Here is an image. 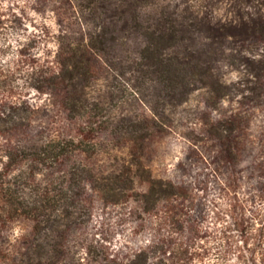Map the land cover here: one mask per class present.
<instances>
[{
  "label": "rangeland",
  "instance_id": "1",
  "mask_svg": "<svg viewBox=\"0 0 264 264\" xmlns=\"http://www.w3.org/2000/svg\"><path fill=\"white\" fill-rule=\"evenodd\" d=\"M72 11L69 0H0V119L10 120L0 121V203H20L0 215V264H33L35 250L59 249L67 263L45 264H104L85 247L126 258L160 240H195L207 264H242L238 256L251 253L241 229L264 239V29L230 27L211 61L222 87L194 82L179 100L130 87L127 72L80 53L87 80L73 75V111L66 93L75 58L61 35L80 43L84 31ZM244 13L257 27L264 6L253 0ZM217 15L234 16L228 6ZM139 41L121 35L116 61ZM150 179L183 196L145 211ZM41 198L47 208L33 212Z\"/></svg>",
  "mask_w": 264,
  "mask_h": 264
},
{
  "label": "trees",
  "instance_id": "2",
  "mask_svg": "<svg viewBox=\"0 0 264 264\" xmlns=\"http://www.w3.org/2000/svg\"><path fill=\"white\" fill-rule=\"evenodd\" d=\"M73 4L72 21L80 25L84 33L82 41L62 34L61 38L70 39L61 42L72 58L69 65L70 76L67 85V100H72L71 110H79L76 105L77 87L72 82L77 72L87 80V69L83 66L80 53L95 52L100 55L112 72L121 69L130 75V87H155L171 98L180 99L181 95L191 90V84L198 82L211 90L222 87L221 80L213 75L212 60L224 52L222 40L230 35V27L237 28L240 24L251 30L263 31L264 14L259 15V26L250 23L244 9L253 0H69ZM264 6V0H259ZM222 6H228L234 14L228 21H223L217 13ZM71 21V22H72ZM1 22V21H0ZM128 41L137 40L134 49L123 50V56L116 61L113 52L120 45V36ZM67 78V77H65ZM63 83V81H62ZM68 84V83H67ZM88 86V85H86ZM69 102V101H67ZM70 103V102H69ZM5 115V111H1ZM9 123V119H0ZM8 191V190H7ZM9 195L12 193L8 192ZM183 193L172 182L150 179L141 201L145 211H149L157 201L182 197ZM56 204V199H53ZM48 200L41 198L35 203L33 212L44 213ZM20 203L15 198L0 203V215H5L10 209L19 210ZM39 215V214H38ZM174 222L178 220L173 219ZM240 226V223L238 224ZM242 226V224H241ZM245 251L251 255L238 256L242 264H255L256 254L264 256V239L249 234L244 228ZM62 247V245L60 244ZM247 246V247H246ZM100 245L85 247L84 254L90 256L96 263L104 264H207L204 260L209 256L207 251H199L202 247L195 240L189 243L181 241L149 245L130 255L119 257L108 250H100ZM87 249V250H86ZM100 252V253H99ZM162 257L156 256V253ZM169 254V255H168ZM212 255V253H211ZM65 252L61 249L55 253L34 251L29 262L45 264L48 260L67 263ZM217 259L220 256H216ZM161 261L159 262V260ZM164 259V260H163ZM82 258L80 259V261ZM264 261V258H263ZM220 262V261H219ZM48 264V263H47ZM210 264V263H209Z\"/></svg>",
  "mask_w": 264,
  "mask_h": 264
}]
</instances>
